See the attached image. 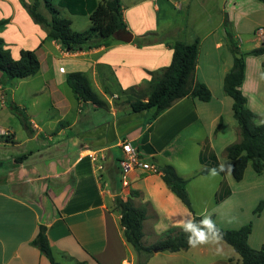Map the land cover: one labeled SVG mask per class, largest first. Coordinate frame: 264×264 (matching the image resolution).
Listing matches in <instances>:
<instances>
[{"label":"crops","instance_id":"0c3cea01","mask_svg":"<svg viewBox=\"0 0 264 264\" xmlns=\"http://www.w3.org/2000/svg\"><path fill=\"white\" fill-rule=\"evenodd\" d=\"M120 3L126 32L132 35L130 43L121 42L118 34L108 46L68 53L58 42L46 40V30L32 22L20 0H0V20H8L0 32L5 48L14 60L22 50L34 51L39 62V71L26 79H40L35 78V89L33 93L27 89L25 98L36 100L44 91L48 92L55 114L50 121L38 123L34 116L37 112L46 114L47 110L28 111L24 103H16V108L19 106L24 113L26 136L16 139L11 126L0 125V264H49L32 244L40 225L46 227L52 256L59 264H133L134 251L122 237L120 214L113 202L115 197L125 201L132 192L136 194L132 197L133 205L146 209L143 234L145 228L149 236H156L171 228H181L186 219L192 222V214L166 187L161 173L136 168L128 174L127 186H122L119 160L120 143L124 140L157 171L169 165L186 180V192L196 216H209L222 229L232 228L235 221L237 226L240 224L234 214L230 215L235 210L230 202L239 199L231 174L225 171L212 177L211 168L206 175L199 172L211 166L213 158L218 165L231 163L225 148L240 139L232 116V100L222 90L223 78L233 60L224 26L244 54L240 90L246 108L256 115L257 123L264 122V52L250 54L264 47V3ZM193 5L221 6L216 22L210 24L212 14L206 8L196 14ZM39 10L49 19L42 8ZM59 11L61 17L70 21L72 31L82 32L89 27L87 16L71 15L63 8ZM259 29L263 39L256 33ZM175 42L198 43L194 77L208 88L210 100L180 99L155 119L153 110L131 113L121 91L143 86L151 79V73L167 67ZM58 60H64L68 66L67 71L59 67V73H82L105 106L98 108L76 101L66 78L63 81L55 76ZM3 89L0 85V96ZM15 148H22L23 152L12 150ZM245 177L246 174L237 183H243ZM249 177L251 182H264V171ZM223 184L230 194L217 201L215 196ZM182 253L184 257L206 258L208 249L205 245L191 246L169 255L177 258ZM217 263L241 261L232 255Z\"/></svg>","mask_w":264,"mask_h":264},{"label":"trees","instance_id":"16d2710c","mask_svg":"<svg viewBox=\"0 0 264 264\" xmlns=\"http://www.w3.org/2000/svg\"><path fill=\"white\" fill-rule=\"evenodd\" d=\"M33 0L31 5L20 0L33 23L46 30V40L56 41L68 53L87 51L101 46H108L120 32H126V24L122 17L120 0ZM264 3V0H259ZM42 8L49 16L46 18L41 12ZM59 8L66 9L71 15L87 16L89 27L82 32L71 30L70 21L60 16ZM8 20H0V32L7 25ZM225 37L233 57L232 66L224 76L222 82L223 93L232 100V116L238 126L240 139L237 143L225 148V155L231 162V177L234 181L242 180L245 169L250 166L252 171L260 174L264 171V122L257 123L256 115L246 108V99L240 88L244 77V54L235 45L225 26ZM137 45L141 43L135 42ZM172 56L169 65L157 72L151 73V79L141 87H131L122 90L126 97L125 103L131 113L138 114L153 110L152 119L169 109L176 101L183 98L197 99L208 102L211 98L208 88L195 81V67L198 55V43L191 44L175 42L172 46ZM264 47L253 50L250 54L260 55ZM39 71V62L34 51L22 50L19 58L14 60L0 38V85L7 81L23 80L34 76ZM74 98L78 102L90 103L98 108L105 106L97 94L91 89L87 78L80 72L67 75L65 80ZM23 125L25 117L22 115ZM213 158L211 166L203 168L199 174L206 175L209 168H218ZM161 178L166 187L192 214L195 226H200L201 217L196 216L191 208L186 192V180L178 176L173 167L167 165L159 169ZM221 173V172H220ZM230 194L223 184L221 192L215 198L220 201ZM132 192L124 201L114 198V207L120 214L119 224L122 228L124 241L131 246L136 254L135 264H146L148 258L157 252L176 253L188 250L189 234L182 228L166 230L154 243L143 245L142 223L146 217L143 206L135 207ZM218 227V226H217ZM220 241L230 246L240 257L241 264H264V248L254 250L248 245V236L251 232L250 224L239 229H222ZM39 252L46 257L49 264H59L52 256L46 234V227L40 225L32 241Z\"/></svg>","mask_w":264,"mask_h":264},{"label":"rangeland","instance_id":"374dc122","mask_svg":"<svg viewBox=\"0 0 264 264\" xmlns=\"http://www.w3.org/2000/svg\"><path fill=\"white\" fill-rule=\"evenodd\" d=\"M53 3L56 4L55 1H53ZM193 7L196 14H201L206 8V11L212 14L210 24H214L216 22V18L219 16L218 14L221 8L219 5H207L203 7L193 5ZM183 11L184 10H182L180 13H183ZM78 18L83 19V17ZM59 67H62L67 71V62L64 60H58L54 66L55 76L57 78L63 79L64 81L68 73L62 75L59 73ZM35 78L40 79L39 77H34L24 80H11L7 81L6 85L3 86L5 89H3L2 95L0 96V111L2 113L0 116V121L3 122H0V125L11 126L16 133V139H21L26 136V130L23 127L21 118L24 113L21 112L22 108L19 106L16 108L18 105L16 103H24L25 107H23L28 111L36 110L37 112L47 110L46 114L44 112L38 114L37 112V115L34 116L35 121L38 123L48 122L55 116V114L52 113L53 110L51 108V101L49 99L48 92L44 91L36 100L35 98H25L24 92L27 91V89L30 90L29 93H33L32 91L36 86L34 82H37V79ZM33 103H35L36 106ZM12 150L17 153L23 152L22 148H15ZM244 174H246V177L243 183H234L235 189H237L239 192V199H234L230 202V207L235 208L234 212L230 215L234 214V218H237V221H240V224H243H238L237 226L235 221L231 225L232 228L228 229H236L234 227L240 228L250 224L251 232L248 236V245L254 250H259L264 248V182L262 180L251 182L249 176L250 174H254V172L250 166H247ZM259 199L261 200L260 202H258ZM164 232L156 236H149L145 228L144 237L142 238L143 245L152 244L151 241L155 242ZM205 246L208 249L206 258H199L197 255L193 257H184V253L180 255L181 257L176 258L170 256L168 252H157V254L153 253L148 258L146 264H215L218 260L230 257L232 255L239 257L230 246L226 245L222 241H219L217 244H205ZM136 260L137 257L134 253L133 264L136 263Z\"/></svg>","mask_w":264,"mask_h":264},{"label":"clouds","instance_id":"9594fccd","mask_svg":"<svg viewBox=\"0 0 264 264\" xmlns=\"http://www.w3.org/2000/svg\"><path fill=\"white\" fill-rule=\"evenodd\" d=\"M231 163H221L218 168H212L209 170V174L212 177H216L220 172H231ZM181 228L185 233L189 234L188 243L192 247L205 244H217L223 237V233L217 227L215 221L209 216H204L200 221V226H195L193 222L186 219L181 223Z\"/></svg>","mask_w":264,"mask_h":264},{"label":"built area","instance_id":"2783aa9c","mask_svg":"<svg viewBox=\"0 0 264 264\" xmlns=\"http://www.w3.org/2000/svg\"><path fill=\"white\" fill-rule=\"evenodd\" d=\"M256 33L260 39H263V32L261 29ZM120 148L122 151V158L119 160V168L122 186H127L128 174L136 168L150 170L153 173L157 172V169L154 166L144 162L140 158L137 149L129 141H122L120 143ZM99 169H101V167H99Z\"/></svg>","mask_w":264,"mask_h":264},{"label":"water","instance_id":"95a60500","mask_svg":"<svg viewBox=\"0 0 264 264\" xmlns=\"http://www.w3.org/2000/svg\"><path fill=\"white\" fill-rule=\"evenodd\" d=\"M119 40L124 43H130L132 41V35L129 32H120Z\"/></svg>","mask_w":264,"mask_h":264}]
</instances>
